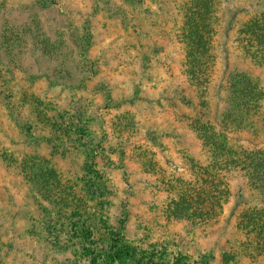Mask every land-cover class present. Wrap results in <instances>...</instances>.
Wrapping results in <instances>:
<instances>
[{"label":"rangeland","instance_id":"obj_1","mask_svg":"<svg viewBox=\"0 0 264 264\" xmlns=\"http://www.w3.org/2000/svg\"><path fill=\"white\" fill-rule=\"evenodd\" d=\"M192 1L0 0V264H120L116 249L132 253L127 264H264L242 227L260 205L242 172L224 174L221 212L182 214L212 162L197 119L264 151V99L251 131L220 122L236 71L264 93V51L259 62L241 41L264 0H218L205 86L181 30ZM30 160L85 205L58 212Z\"/></svg>","mask_w":264,"mask_h":264},{"label":"trees","instance_id":"obj_2","mask_svg":"<svg viewBox=\"0 0 264 264\" xmlns=\"http://www.w3.org/2000/svg\"><path fill=\"white\" fill-rule=\"evenodd\" d=\"M218 0H193L185 7L181 30L184 36L188 68L192 79L199 85L205 86L210 81L216 55L213 48V37L219 21ZM241 28V41L245 51L259 62L264 51V14L258 15ZM35 29V30H34ZM34 29L40 35L39 26ZM43 45L49 50L53 44L48 39ZM55 51V50H54ZM261 83L245 71H236L230 81L227 107L221 117L222 129L252 130L255 119L259 117L264 99ZM197 132L201 134L205 148L212 156L208 167H200L206 174L205 183L195 194L194 187L183 200V215L193 217L194 214L205 217L209 212L219 213L227 196L224 183L226 172H242L247 179V185L258 194L259 204L248 207L242 227L247 235L256 241L254 252L264 253V151L259 149H244L230 141L228 134L217 131L213 126L201 120L195 122ZM226 132V131H225ZM30 160L25 166L27 173L33 174V185L45 193L49 202L54 204L58 212L81 206L84 201L69 187H64L57 172L49 165ZM182 203H176L178 205ZM196 208L195 211L193 209ZM218 209V210H217ZM194 212V213H193ZM114 263L127 264L134 261L132 253L127 250H117L112 255Z\"/></svg>","mask_w":264,"mask_h":264}]
</instances>
